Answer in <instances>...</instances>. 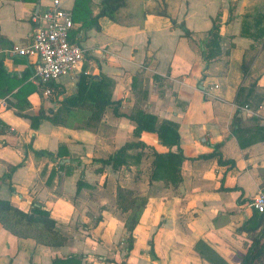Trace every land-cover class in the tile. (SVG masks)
Returning <instances> with one entry per match:
<instances>
[{"label": "crops", "instance_id": "crops-1", "mask_svg": "<svg viewBox=\"0 0 264 264\" xmlns=\"http://www.w3.org/2000/svg\"><path fill=\"white\" fill-rule=\"evenodd\" d=\"M50 1L0 0L2 68L6 75L18 78L30 73L25 94H17L24 83L16 82L9 85L10 93L0 98V121L9 128L0 133V199L24 212L41 205L65 241L60 247H47L33 238L14 235L0 223V264H52L53 259L71 255L81 256L79 264H212L200 256L198 243L205 256L218 264H239L250 243L247 229L255 223L250 222L254 211L246 204L264 192V142L240 148L230 123L238 109L237 93L245 88L243 96L248 89L251 93L249 105L239 108L241 125L244 129L264 127V33L254 38L242 35V31L258 35L260 27L254 19L264 15V0H226V11L221 9L218 19L219 55L207 66L201 51L216 18L210 0H190L187 7L178 3L172 17L174 26L169 18L149 13L150 0H123L115 21L98 19L99 30L82 29L80 23L73 22L70 39L82 48L84 59L51 84L52 95L44 100L41 88L30 81L36 58L8 51L31 41L33 18ZM59 1L72 15L75 0ZM101 1L89 0L93 16ZM125 13H131V18ZM180 25L190 38L183 37ZM81 76L109 79L112 99L121 101L118 113L128 115L141 108L159 122L178 125L185 160L175 187L148 180L152 150L165 153L167 148L152 133L133 137L134 123L114 116L111 107L99 120L70 108L59 114L60 124L42 120L36 130L31 129L26 117L57 113L63 100L75 95ZM91 123L93 127L84 126ZM138 141L152 149L141 151L138 166L114 172L107 167L100 170L97 163L85 164V159H106L125 143ZM218 144L216 153L222 164L218 157L198 158L212 154ZM61 145L69 155L66 161L75 169L69 175L58 171L46 183L55 163L47 156L36 157L33 151L55 154ZM13 167L10 177L4 178ZM92 168L96 179L109 174L114 182L120 174L114 182L117 186L133 194L142 192L140 197L146 198L129 251L125 222L130 213H118L113 195L85 196L97 187V181L92 183L89 178ZM102 171L103 177L98 174ZM80 176L92 188L76 194ZM138 177L143 182L136 191L132 182ZM81 203L93 207L94 212H87Z\"/></svg>", "mask_w": 264, "mask_h": 264}, {"label": "trees", "instance_id": "trees-1", "mask_svg": "<svg viewBox=\"0 0 264 264\" xmlns=\"http://www.w3.org/2000/svg\"><path fill=\"white\" fill-rule=\"evenodd\" d=\"M89 0H75L72 8V20L73 22L80 23L82 29L94 28L99 30L98 19L107 17L110 20H116V14L118 9L123 5V0H102L100 3L99 12L93 16L88 9ZM258 17V18H257ZM254 21L255 25L259 26L258 35L253 36L245 31H242V35H248L250 37H262L264 33V15H258ZM220 22L218 18L212 20L211 28L207 31V37L203 41V50L201 51L202 60L207 66L209 62L214 60L219 55V28ZM184 36L189 35V31L180 25L179 27ZM22 75L20 78L15 76L6 75L2 65L0 63V98H3L10 93L9 85L17 83H24L18 95L25 94L26 89L30 83L26 82L28 76ZM17 82V83H16ZM112 82L105 78L100 77L98 79L86 78L81 76L77 84V91L75 95L67 97L63 100L61 108L57 113H49V116L43 115L41 112L36 116L26 117L30 120V127L32 130H36L40 121L48 120L54 125L60 124L58 116L64 110L69 112L70 108H77L78 110L89 115L90 118H96L97 120L103 115L107 107L112 108V114L116 117H123L133 122L135 127L132 131V135L138 138L142 132H148L155 134L160 145L167 148L165 153H158L153 151L142 142L125 143L106 159H85V164L97 163L101 169L107 167L111 171H118L120 168L128 169L130 166H138L143 156L141 152L144 149L152 150V160L150 164V171L148 174L149 182H163L165 185H171L175 187L181 180L180 168L182 162L185 160L180 147V136L178 133V125L172 121L162 120L158 121L157 117L145 112L141 108H136L128 115L118 113L120 106V100H113L110 92ZM245 88H240L235 102L238 105L232 121H231V134L236 138L240 148H245L257 142H264V127L256 125L251 129H244L241 125V118L239 117V108L245 105H249L248 98L251 93V89H248L247 95L243 96ZM17 97V96H16ZM63 124V123H62ZM85 127H93L94 125L85 124ZM83 127V126H82ZM9 128L0 121V133L8 131ZM220 147V144L214 146V152L206 156H200V159H210L218 157V164H222L219 153L216 150ZM130 154V150H138ZM36 157L47 156L48 159H52L55 163V168L51 169L48 179L49 182L58 171H64L66 175L72 173L75 169L71 165V161H66L69 155L63 145L58 147L55 154L46 151H33ZM55 156V157H54ZM11 168L10 171L4 174V178H9L10 174L14 171ZM92 188L80 176L76 182V194L82 189ZM116 204L122 207L123 210H131L134 208V212L129 214L125 222V228L128 232L126 238L127 251L132 248V231L137 224L138 216L142 208L146 204V198L134 197L133 193L122 187L116 188ZM138 204L135 208L134 204ZM250 222H255L253 226L247 229L250 235V243L247 247L246 253L240 257L239 264H264V213L258 214L254 211V215ZM0 223L4 228L12 232L14 235L21 238H33L41 245L56 248L60 247L65 239L58 233L55 221L50 218L48 211L44 210L41 205H34L28 212H24L10 204L7 200L0 199ZM244 229V227H243ZM201 243L196 245V250L212 264H218L217 260L205 254L200 250ZM209 252L212 253L210 250ZM215 255V254H214ZM81 256H67L63 259L56 258L52 260V264H79Z\"/></svg>", "mask_w": 264, "mask_h": 264}, {"label": "built area", "instance_id": "built-area-1", "mask_svg": "<svg viewBox=\"0 0 264 264\" xmlns=\"http://www.w3.org/2000/svg\"><path fill=\"white\" fill-rule=\"evenodd\" d=\"M33 21L35 25L31 41L10 49L8 53L36 58L30 81L41 88L45 97H49L53 92L51 84L78 67L84 53L70 39L74 27L72 15L61 6L59 0H51L42 12L34 16ZM246 205L258 214L264 213V192H259Z\"/></svg>", "mask_w": 264, "mask_h": 264}, {"label": "rangeland", "instance_id": "rangeland-1", "mask_svg": "<svg viewBox=\"0 0 264 264\" xmlns=\"http://www.w3.org/2000/svg\"><path fill=\"white\" fill-rule=\"evenodd\" d=\"M150 1H151V4H150L149 13L151 15H153V16H158L159 15V16H164L166 18H169L172 26L175 25V23H174L175 20L173 21V18L172 17H174V15L176 13V10L175 9H176V6L178 5V3L182 2L185 5V7H187L186 4H189L191 2L190 0H150ZM210 1H212L214 3L215 8H216V10H215L216 18H218L220 20V17H221V9H223L224 7H225L224 10L226 9V0H210ZM128 14L129 13H125V15H128ZM130 16H131V13L129 14L128 17L131 18ZM121 17L122 16H119V18H121ZM130 21H132V19H130ZM181 33H183V32H181ZM189 35H190V33H189ZM189 35L188 36H183V37L190 38ZM196 52L199 53V50L196 49ZM42 96H43L44 100H48V97H45L43 94H42ZM42 114L45 115L44 112ZM94 170H95L94 168H92L90 170L89 178L92 179V183H94L95 181H97V183L95 185L97 187H94L92 189L93 191L90 192V193L85 194V196L86 197L91 196V197H93V198L95 197L97 199L99 198V197H97V195H101L100 197L108 196L109 198L111 197V195H113L115 197L116 188L119 187V186H117L116 183H114V182L115 181H119V178L117 179V176L120 177V174H117L114 182H110L111 180L108 177L109 174H106L104 176V173H105L104 171H102V173H100V172L98 173V174H101L102 175L101 177H103V176L104 177L101 178V179H96L95 176H94L96 174V172H94ZM100 170H103V169H100ZM120 182H123V180L120 179ZM140 182H143L142 181V178H140V177H138L136 180H134L132 182V184L135 187V190L136 191H137L136 186H138V185L140 186ZM133 195H134V197H140V196H142V192H138V193L133 194ZM81 204H82V207H84V209L87 212H91V213L94 212L95 209L93 207L89 208V205L87 203H85V204L81 203ZM134 206H135V208H137L138 207V204H136V202H135ZM117 211H118L119 214H122V213H125V212H129L131 214L132 212H134V208L131 209V210H127V211L125 210L124 211L122 207L117 206Z\"/></svg>", "mask_w": 264, "mask_h": 264}]
</instances>
